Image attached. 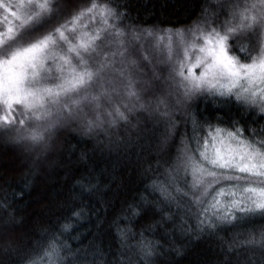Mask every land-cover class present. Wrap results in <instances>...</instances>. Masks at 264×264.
Here are the masks:
<instances>
[{
    "label": "snow or ice",
    "instance_id": "6c2138e0",
    "mask_svg": "<svg viewBox=\"0 0 264 264\" xmlns=\"http://www.w3.org/2000/svg\"><path fill=\"white\" fill-rule=\"evenodd\" d=\"M79 2L0 0V27L4 29L0 30V143L29 146L35 151L32 166L39 170L41 157H47L56 135L78 117L83 102L100 98L94 94V86L116 65L117 57L129 68L143 70L153 64L155 52L167 48L168 74L163 82L170 93L172 84L179 90L171 106L174 111L167 110L169 105L161 100L152 109L151 102L144 99L154 90V82L161 80L160 75L154 72L136 90L139 81L129 73L126 88L135 104L126 105L127 111L119 107L108 111L107 120L98 115L88 122V133L110 132L119 122L130 125L129 114L138 110L155 112L157 122L166 125L161 140L166 145L178 134L175 113L193 101L210 98L229 110L235 108V114L229 118L228 128L213 130L209 124L207 136L201 137L193 129L191 137L181 138L179 155L163 162L173 175L165 180L155 177L145 187V194L114 221L121 246L130 247L128 234L135 222L150 218V213L160 215L158 225L171 224L173 235L179 228L181 235L194 234L196 239L213 234L222 225H233L241 217L264 216V128L256 127L264 120V0H225L220 11L213 12L215 18L209 16L207 7L202 8L193 23L181 29L124 23L128 10L116 0H91L81 7ZM162 102L163 112L159 109ZM217 110L224 114L223 108ZM222 123L219 119L218 124ZM193 141L195 147H190ZM160 155L166 153L162 150ZM189 168L191 192L176 186L175 179L176 173ZM224 181L233 183L219 186ZM96 191L98 186L90 180L87 194ZM15 195L22 198L24 192ZM83 214L73 210L71 217L52 230L45 252L49 261L71 251L70 243H61L60 238L80 239L74 235L75 222ZM135 247L148 264L163 252L161 245L143 239ZM20 259L40 264L29 254Z\"/></svg>",
    "mask_w": 264,
    "mask_h": 264
},
{
    "label": "trees",
    "instance_id": "16d2710c",
    "mask_svg": "<svg viewBox=\"0 0 264 264\" xmlns=\"http://www.w3.org/2000/svg\"><path fill=\"white\" fill-rule=\"evenodd\" d=\"M90 2L80 0L77 6H87ZM116 3L128 10L124 23L181 29L191 25L205 7L209 9V16L215 18L213 12H219L225 0H116ZM223 19L221 16L220 20ZM0 30L4 29L0 27ZM175 49L176 46L173 51ZM149 51H152L151 42ZM158 54L160 57L154 55L153 64L146 65L143 70L129 68L117 57L116 65L94 86V94L100 98L83 102L78 117L56 135L47 157H41L39 170L32 166L35 151L29 146L0 143V201L7 198L6 202L0 203L2 264H30V260L20 259L25 254L40 264H128L129 260L131 264H142V261L148 264L135 247L141 239L163 248L162 253L152 257L153 264H264V216L259 213L241 217L233 225H222L213 234H202L200 239L194 234L181 235L179 228L173 235L171 224L167 227L158 225L160 215L150 213V218L135 222L128 234L130 247L121 246L114 221L145 194V187L151 185L155 177L165 180L173 175L163 162L169 156L174 161L179 155L183 147L181 138L191 137L193 129H197L201 137L207 136L209 124L213 130L217 126L228 128V120L235 114V108L229 110L210 98L193 101L190 107L175 113L178 134L166 145L161 144L166 125L163 121L157 122L159 117L155 112L138 110L129 114L130 125L119 122L120 126L113 127L110 132L88 133V122L95 121L98 115L107 120L108 111H114L116 107L127 111L126 105L135 104L126 88L129 73L140 81L136 90L142 86L141 82L152 79L154 72L160 75L161 80L154 82V90L144 99L151 102L152 109L156 108L157 100H161L169 105L167 110L174 111L171 106L175 104L179 90L172 84L170 93L169 85L163 82V77L168 74L167 48ZM156 61L160 64L156 65ZM218 108H223L224 114ZM159 109L161 112L166 110L164 102L160 103ZM219 119L224 123L218 124ZM248 126H252L251 120ZM256 127L264 128V120ZM190 147H195L194 141ZM162 150L166 155H160ZM196 155L198 157V153ZM157 161H160L159 166ZM175 179L176 186L189 192L193 190L190 168L180 170ZM90 180L99 191L88 195ZM228 183L233 182L224 181L219 186ZM20 191L24 192L22 198L15 195ZM73 210L84 213L75 222L74 235H79L80 239L65 241L60 238L61 243H70L71 251L49 261L45 255L47 238L54 228L72 216ZM181 214L177 213V225ZM142 231L145 232L143 237Z\"/></svg>",
    "mask_w": 264,
    "mask_h": 264
},
{
    "label": "rangeland",
    "instance_id": "374dc122",
    "mask_svg": "<svg viewBox=\"0 0 264 264\" xmlns=\"http://www.w3.org/2000/svg\"><path fill=\"white\" fill-rule=\"evenodd\" d=\"M154 55L157 56V57H160L159 54H158V52H155ZM159 64H160V62H157L156 61V65H159ZM141 84L143 85V82H141ZM211 147H212V142H211V139H210L209 140V148H211Z\"/></svg>",
    "mask_w": 264,
    "mask_h": 264
}]
</instances>
